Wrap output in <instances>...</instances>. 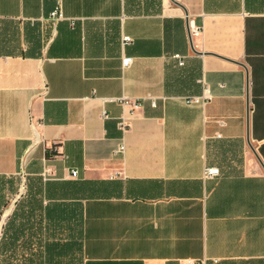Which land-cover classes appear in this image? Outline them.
I'll return each instance as SVG.
<instances>
[{
  "label": "crops",
  "instance_id": "crops-1",
  "mask_svg": "<svg viewBox=\"0 0 264 264\" xmlns=\"http://www.w3.org/2000/svg\"><path fill=\"white\" fill-rule=\"evenodd\" d=\"M1 188L58 264H264V0H0Z\"/></svg>",
  "mask_w": 264,
  "mask_h": 264
},
{
  "label": "trees",
  "instance_id": "trees-1",
  "mask_svg": "<svg viewBox=\"0 0 264 264\" xmlns=\"http://www.w3.org/2000/svg\"><path fill=\"white\" fill-rule=\"evenodd\" d=\"M0 221L9 201L0 189ZM36 210L38 211V215ZM40 207L20 200L16 210L3 226L0 239V264H58L61 252L57 243H44L40 237L45 230L64 228L66 224L44 223ZM77 229V227H76Z\"/></svg>",
  "mask_w": 264,
  "mask_h": 264
},
{
  "label": "built area",
  "instance_id": "built-area-1",
  "mask_svg": "<svg viewBox=\"0 0 264 264\" xmlns=\"http://www.w3.org/2000/svg\"><path fill=\"white\" fill-rule=\"evenodd\" d=\"M51 19L52 20H62L64 19V14L61 11L60 8H58L57 10H55L54 12L51 13ZM202 33V30L195 26L194 22H190V34L191 37H198L200 36V34ZM132 41V39L130 37H123V42L124 44L126 43H130ZM176 59L179 60V64L183 65L184 64V58L180 55H176L175 56ZM133 59L129 58V57H125L123 58V66L127 67L132 63ZM207 89L205 90V93L203 96H195V97H190L186 99V103L187 104H205V102L207 100L210 99V97L207 95ZM114 101H118L119 103H121V105L123 107L125 106H130L132 109H135L137 107L140 106L139 102H130V100H128L127 98L123 97ZM153 105H156L155 102L152 103ZM120 128L123 132H126L130 129V122L126 117H122L120 120ZM125 152V145L121 144L120 147L118 148V150L116 151V155H123ZM72 176L73 177H77L78 176V172L77 171H72ZM221 176V171L218 167H207L205 169V177L206 178H217Z\"/></svg>",
  "mask_w": 264,
  "mask_h": 264
},
{
  "label": "rangeland",
  "instance_id": "rangeland-1",
  "mask_svg": "<svg viewBox=\"0 0 264 264\" xmlns=\"http://www.w3.org/2000/svg\"><path fill=\"white\" fill-rule=\"evenodd\" d=\"M8 187H9V184H6V188H5V190H7V192H8ZM5 193H6V191H5ZM11 203H12V202H11ZM11 203L5 208V210H4V214H5V213H8V210L10 209V207H12V204H11ZM4 214H3V216L1 217V221H0V239H1L2 234H3V226H4V224H5L6 221H7L6 218H3V217H4ZM3 220H4V223H3Z\"/></svg>",
  "mask_w": 264,
  "mask_h": 264
},
{
  "label": "water",
  "instance_id": "water-1",
  "mask_svg": "<svg viewBox=\"0 0 264 264\" xmlns=\"http://www.w3.org/2000/svg\"><path fill=\"white\" fill-rule=\"evenodd\" d=\"M3 223H4V220H3Z\"/></svg>",
  "mask_w": 264,
  "mask_h": 264
},
{
  "label": "bare ground",
  "instance_id": "bare-ground-1",
  "mask_svg": "<svg viewBox=\"0 0 264 264\" xmlns=\"http://www.w3.org/2000/svg\"><path fill=\"white\" fill-rule=\"evenodd\" d=\"M9 214V213H8Z\"/></svg>",
  "mask_w": 264,
  "mask_h": 264
}]
</instances>
